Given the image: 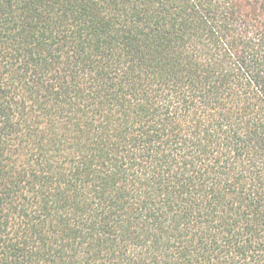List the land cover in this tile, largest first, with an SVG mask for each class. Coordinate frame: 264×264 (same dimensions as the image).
Segmentation results:
<instances>
[{"label":"trees","instance_id":"obj_1","mask_svg":"<svg viewBox=\"0 0 264 264\" xmlns=\"http://www.w3.org/2000/svg\"><path fill=\"white\" fill-rule=\"evenodd\" d=\"M0 264H264V0H0Z\"/></svg>","mask_w":264,"mask_h":264}]
</instances>
